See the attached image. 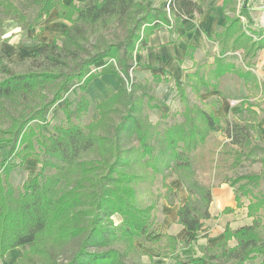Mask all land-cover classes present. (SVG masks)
<instances>
[{"label": "trees", "instance_id": "obj_1", "mask_svg": "<svg viewBox=\"0 0 264 264\" xmlns=\"http://www.w3.org/2000/svg\"><path fill=\"white\" fill-rule=\"evenodd\" d=\"M229 3L224 0L223 8ZM53 10L69 25L60 37L38 43L29 61L30 69L14 71L0 50V107L9 110V119L4 122L7 126L0 124V143L10 144L7 157L16 155L20 163L31 157L40 164L38 170L29 171L18 193L10 181L12 164L8 158L0 164V259L18 247L23 254L12 264H128L127 257L136 242L155 226L156 205L138 203L136 182L141 176L131 170L134 157L153 175L166 178L172 172L177 174L188 192L186 201L177 208L178 223L192 234V240L200 233L208 237L204 220L212 217L209 208L213 193L210 186L198 180L192 153L213 132L223 131L239 159L246 156L260 161L264 168V153L258 157L264 147L255 142L256 135L261 134L260 113L252 103L243 100L234 111L236 118L230 120L229 115L216 116L201 100V94L217 90L219 79L227 73L237 74L249 87L260 85L252 68L264 49V30H246L240 17L227 14L225 28L214 36L221 51L211 69L202 70V64L194 63L195 69L186 72L185 82L176 84L184 105L183 121L167 127L157 147L146 122L135 113L134 89H127L124 77L130 75L134 53L148 48L152 34L162 30L175 33L185 17L204 14L202 4L198 0H165L160 4L156 0H86L83 4L74 0L68 4L63 0H0L1 19L12 20L22 28L35 26ZM241 15L251 21L246 8ZM111 27L121 29L122 35L106 39L103 31ZM92 37L95 43L90 48ZM189 49L195 47L190 45ZM236 52L242 53L247 69L234 60ZM186 55L194 58L188 50ZM101 60L107 65L94 72L92 66ZM106 73L115 74L121 88L109 89L111 94L97 102L100 117L96 121L85 126L74 123L72 117L80 116L91 105L88 85ZM155 78L161 81L160 75ZM76 87L82 95L71 108L73 102L67 95ZM187 88L199 103L189 102ZM152 99L149 97V101ZM60 101L66 103V124L54 125L48 133L44 129L47 116ZM117 104H124L127 111L112 130L99 133ZM151 106L158 108L161 104ZM133 135L138 146L135 150L125 148V136ZM48 167L55 171L46 174ZM262 179L264 170L229 180L237 207L242 205L241 196L251 195V186ZM167 187L165 198L174 205L170 197L174 190ZM233 210L226 207L223 213ZM247 210L253 218L250 225L236 229L226 225L216 251L190 256L187 264H212L213 260L216 264H248L259 257V264H264V214L258 215L264 211V195L253 196ZM114 215L121 217L119 223ZM167 238L177 240L171 235ZM231 240L236 243L228 246ZM73 241L76 247L71 254L60 258L58 252Z\"/></svg>", "mask_w": 264, "mask_h": 264}, {"label": "rangeland", "instance_id": "obj_2", "mask_svg": "<svg viewBox=\"0 0 264 264\" xmlns=\"http://www.w3.org/2000/svg\"><path fill=\"white\" fill-rule=\"evenodd\" d=\"M77 4H83L86 0H79ZM165 0H156V4H160ZM212 1V0H211ZM229 16L240 17L244 28L247 30H264V0H230L228 4ZM246 8L251 17L249 21L245 16H242V9ZM34 14H31V19ZM68 25L69 22L67 21ZM23 28L18 26L16 22L7 19H1L0 16V47L4 46V53L6 55V61L12 66L14 71L22 73L26 72L31 68L30 59L34 56L33 41L28 40L26 35L22 36L20 47L22 48L23 54H19L10 48L13 46L12 41L19 37L18 34H22ZM121 29L111 27L103 31V36L106 39H116L118 35H122ZM24 34V33H23ZM62 35L59 34L57 37ZM26 38V40H24ZM98 38L103 39L102 36L98 35ZM34 43H39L35 41ZM95 43V37L91 38L88 46L91 48ZM16 48L19 46L16 44ZM149 48V46H148ZM189 52L194 53V50L188 49ZM237 58L234 60L243 69H247L242 62V53L236 52ZM140 56L144 59L140 62ZM149 51L143 49L139 52L134 53L133 66L129 70V77H124V85L128 90L134 89V101H135V113L143 118L146 125L149 127L151 132V141L157 147L160 145L163 133L167 127L172 124L183 121V110L184 105L180 100L177 93V83L183 84L185 82V74L187 71H192L193 66L192 60L186 54L183 55H170L165 61L163 60H151ZM213 57H203L197 63L202 64V70H209L213 66ZM255 64L253 65L252 71L257 75L260 85L249 87L245 84L243 78L237 74L232 73L228 75L224 82L218 87L217 94H220L225 99L231 100L229 107L231 111L229 113L230 120H234V111L238 110L241 106V102L252 103L260 113L259 126L261 134L256 135L255 142L260 143L264 147V49L259 51L258 56L254 59ZM196 63V62H195ZM107 65L106 60H101L92 66L94 72H100ZM161 76V81L155 78V75ZM2 76L0 75V79ZM110 87L106 88V91L102 96H91L92 94L86 93L91 99V105L88 110L80 116L74 115L72 121L80 126H85L91 121H96L99 117V110L96 108L97 102L103 100L111 93ZM220 91V92H219ZM189 102L199 103L200 99L193 94L189 88H187ZM82 95L79 87H76L70 93L68 97L73 102L71 108L75 107L76 102ZM149 97L153 99L149 101ZM202 97V96H201ZM218 100V98H216ZM211 102L209 101L208 104ZM213 102L212 104H214ZM151 104H161L160 107H152ZM66 105L65 101L58 102L57 106L50 111L47 116L46 125L44 129L51 133V128L54 125L66 124V116L63 112V107ZM117 110L111 113L108 124L101 126L98 129L99 133H106L113 129V127L121 120L122 114L127 111V107L124 104H117ZM0 107V124L3 127L7 125L4 123L9 119V110L2 109ZM217 108V107H216ZM219 109V108H217ZM223 118V117H222ZM138 146V141L135 139V135L124 138L125 148H135ZM10 144L0 143V164L8 158V163L12 164L10 171V181L18 193L23 188V183L28 177L31 169L38 170L40 164L34 158H28L24 162L20 163V159L13 155L7 157ZM135 150V149H134ZM157 151V148L155 149ZM135 153V152H134ZM264 152L259 153L258 157L263 156ZM94 157V155H93ZM192 159L195 165L196 174L198 180L212 188V202L216 203L217 199L223 204V206L234 205L237 210L236 216L232 219L234 222L243 221L246 218V208L253 196L264 195V179L261 180L257 186H251L253 193L251 195L241 196V206L237 207L235 201V190L229 185V180H233L235 177L242 174H253L262 173L263 163L260 161H253L246 156L239 159L235 153V147L229 144V139L226 137L223 131L213 132L207 139V141L201 145L197 150L192 153ZM134 163L131 166V170L136 172L141 178L136 182L137 188V199L138 203L142 206L155 204V210L153 212L155 219V226L150 232L140 240L136 248L128 255V264H187V259L190 256L197 254L196 245L189 241V236L183 240H176L173 242L168 239V234H165V223L171 222L170 212L172 208L181 205L187 199L181 197L180 189H185L184 184L177 177V174L172 172L166 178L163 174H152V170L144 167L140 160L134 157ZM54 168L48 167L46 174L53 173ZM242 182L238 183L236 187ZM65 184V181L61 183V186ZM167 186H171L174 193L170 194V197L175 201L174 205H170L165 198L167 193ZM187 192V190H186ZM225 193V194H224ZM216 194V197H214ZM224 194V195H223ZM188 195V192H187ZM218 197V198H217ZM220 203V204H221ZM170 205V206H169ZM222 206V205H220ZM264 211L260 210L258 215H263ZM222 215V214H220ZM115 222L119 223L121 217L119 215L113 216ZM253 221V218L250 217ZM236 225L234 224V227ZM208 230V228H207ZM222 230V228H220ZM216 231L215 237H219L222 232L218 235ZM262 232L264 235V218L262 219ZM203 233L199 234V237L203 238ZM199 237L197 239H199ZM205 238V237H204ZM209 238V232L208 237ZM224 239V238H223ZM221 241V240H220ZM137 243V242H136ZM235 240L228 242V246L235 244ZM174 245V248L172 247ZM76 247V242H69L65 244L62 249L58 252L60 258H66L71 254L73 249ZM197 249L213 253L217 249V242L214 247L205 249L204 246H197ZM261 258L253 259L248 264H259ZM212 264H216L217 260H213Z\"/></svg>", "mask_w": 264, "mask_h": 264}, {"label": "crops", "instance_id": "obj_3", "mask_svg": "<svg viewBox=\"0 0 264 264\" xmlns=\"http://www.w3.org/2000/svg\"><path fill=\"white\" fill-rule=\"evenodd\" d=\"M72 0H63L64 3L68 4ZM75 2H79V0H74ZM159 1V0H158ZM200 4H202L204 9V14L200 15H191L187 16L182 21V27L178 29L175 33H171L168 30L156 31L149 37L147 51H149V55L151 56V60H163L168 58L170 55H185L189 46L192 45L195 47L193 53V60L190 67H194V63L200 61L201 58L210 56L211 58L218 56L221 51V44L218 41L214 40V36L217 32L222 31L226 25V16L229 14V8H223L224 0H198ZM84 3V2H82ZM58 11L53 10V12L48 16L40 20L33 27H29L23 30L22 34H18V38L12 41L13 46L12 50L16 51L19 54H23L22 48L20 47V42L22 40V36L26 35L28 40L33 41V50L35 51L37 47V43L39 42H51L55 37L59 34L63 33L64 30L68 27V23L64 19H60L57 17ZM23 29V28H22ZM26 40V38L24 39ZM18 45L19 48H16L15 45ZM0 49L4 51V46L0 47ZM140 62L144 59L140 56ZM212 61V62H213ZM195 69V67L193 68ZM232 73H227L219 79V86L224 82V79L231 75ZM260 84V82H259ZM121 81L118 77L113 73H106L96 79H94L87 87V93L92 94L91 96L95 97L98 94L102 96L106 91L107 87L117 91L121 88ZM217 90H211L208 92H203L201 94V100L207 103V107L210 108L211 111L216 116L225 117L229 115L231 108L229 107L230 101L225 99L220 94H217ZM220 92V91H219ZM218 98V100H216ZM211 102L208 104V102ZM215 102L214 104H212ZM217 103V104H216ZM219 109H217V108ZM181 197L186 198L187 192L185 189H180ZM225 194V193H224ZM223 194V195H224ZM216 197V194L215 196ZM218 198V197H217ZM217 199V202H212L209 208V211L212 215L211 218L204 220L205 226L208 228L209 238H201L193 240L192 243H195L197 254H194V257H199L204 254V251L197 249V246H204L205 249L207 247L212 248L215 246L216 242L223 240L224 238V230L226 225H230L232 229H236L243 225H250L252 223L251 218L248 216V210L246 208V218L239 222H234L232 219L236 216L237 210L234 205L227 206L232 207L234 210L230 213H223V210L226 206ZM183 204V203H181ZM180 205V204H179ZM222 205V206H220ZM170 206V205H169ZM177 208L171 209L170 216L172 221L165 223V234L174 236L177 240L183 241L189 236V241H192V234L188 232L181 224L178 223L177 216ZM222 214V215H220ZM234 224L236 225L234 227ZM222 228V230H220ZM219 237L214 238L216 231ZM138 244V241L136 245ZM235 245V244H232ZM23 254L21 248H13L10 249L4 256L3 259H0V264H12L17 261Z\"/></svg>", "mask_w": 264, "mask_h": 264}]
</instances>
